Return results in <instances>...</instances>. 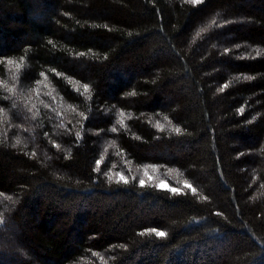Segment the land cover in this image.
<instances>
[{"label": "trees", "instance_id": "trees-1", "mask_svg": "<svg viewBox=\"0 0 264 264\" xmlns=\"http://www.w3.org/2000/svg\"><path fill=\"white\" fill-rule=\"evenodd\" d=\"M0 264H264V0H0Z\"/></svg>", "mask_w": 264, "mask_h": 264}, {"label": "rangeland", "instance_id": "rangeland-1", "mask_svg": "<svg viewBox=\"0 0 264 264\" xmlns=\"http://www.w3.org/2000/svg\"><path fill=\"white\" fill-rule=\"evenodd\" d=\"M39 91L40 89H35L33 90V93L34 95L38 98H40V95H39ZM43 91V89H42ZM46 96L47 97H50L47 95L46 93ZM51 104L53 105V107H57L59 104L55 101V100H51ZM159 170L154 167V166H143L142 168H139L138 170H135V174L137 175H140V177L143 179V180H146V181H153V182H157V185L161 188H173L171 187L165 180L161 179L159 174H158ZM164 185V186H161V185Z\"/></svg>", "mask_w": 264, "mask_h": 264}, {"label": "snow or ice", "instance_id": "snow-or-ice-1", "mask_svg": "<svg viewBox=\"0 0 264 264\" xmlns=\"http://www.w3.org/2000/svg\"><path fill=\"white\" fill-rule=\"evenodd\" d=\"M192 2L194 3V4H200V3H202L203 2V0H192ZM11 62V61H10ZM88 89H87V86H85V91H87ZM112 131H116V129L113 127L112 128ZM177 131H178V129H177ZM100 164V161L98 160L97 161V165H99ZM120 179L121 180H123L125 183H127L128 181L124 178V176L123 175H121L120 176ZM145 182H144V180H140V184L141 185H143ZM161 186H164L163 184L161 185ZM185 187H188V188H191V190L193 191V193H195V188H192V186L190 185V184H185ZM168 190L170 191V192H173V193H175V192H177V189L176 188H168ZM217 214H219V213H217ZM152 231H154L155 232V235L157 236V237H165L166 236V233L165 232H163V231H157V230H152Z\"/></svg>", "mask_w": 264, "mask_h": 264}]
</instances>
